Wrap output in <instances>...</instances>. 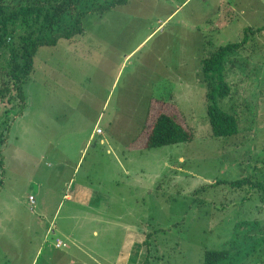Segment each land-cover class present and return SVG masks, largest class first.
I'll list each match as a JSON object with an SVG mask.
<instances>
[{"label": "rangeland", "instance_id": "374dc122", "mask_svg": "<svg viewBox=\"0 0 264 264\" xmlns=\"http://www.w3.org/2000/svg\"><path fill=\"white\" fill-rule=\"evenodd\" d=\"M76 1L84 32L38 50L24 105L0 99V264H264V31L227 60L238 135L213 136L201 65L264 26V0ZM160 113L192 141L147 148Z\"/></svg>", "mask_w": 264, "mask_h": 264}, {"label": "trees", "instance_id": "16d2710c", "mask_svg": "<svg viewBox=\"0 0 264 264\" xmlns=\"http://www.w3.org/2000/svg\"><path fill=\"white\" fill-rule=\"evenodd\" d=\"M128 2L129 0H113L111 4L100 6L94 12L104 15L116 7L127 5ZM77 5L76 0H34L27 5L12 6L0 0V50L10 53L7 77L11 84L6 83L0 90L1 100L15 93L17 100L24 105L26 101L24 85L34 72L38 50L42 47L56 46L61 39L69 40L84 32L83 21L89 13L78 11ZM69 17L74 21V28L62 26L65 22L70 23L67 20ZM263 31L264 26L256 30L249 29L242 42L220 46L209 57L201 60L202 81L206 87L208 122L215 138L227 139L238 135L239 132L235 116L217 105L218 100L231 95V87L225 75L227 60L245 48L249 42V34L255 36ZM192 138V134L172 116L160 113L154 119L147 148L158 149L188 143ZM0 165L3 166L2 159ZM247 181L242 179L227 183L242 188ZM222 183L218 182L217 185ZM147 243L145 242V246L149 245ZM229 257L228 251H209L206 252L204 264H221L229 260Z\"/></svg>", "mask_w": 264, "mask_h": 264}, {"label": "crops", "instance_id": "0c3cea01", "mask_svg": "<svg viewBox=\"0 0 264 264\" xmlns=\"http://www.w3.org/2000/svg\"><path fill=\"white\" fill-rule=\"evenodd\" d=\"M97 135V134H96ZM90 191H88L86 188H84V187H79V188H74V186L72 185V183L71 184H69V186H68V188H67V190H66V193H65V196H64V198H66V199H68L69 201H72L73 199H74V197H80V198H83V197H89L90 198V195L88 194ZM31 197H33V196H30V198ZM30 198H29V201H30ZM34 198V197H33ZM89 198L88 199H86L87 201H89ZM34 200H35V202H36V199L34 198ZM92 201H93V198H92ZM92 201H91V203H92ZM91 203L90 204H88V206H90L91 205ZM35 205V204H34ZM34 205H32L31 204V208H33L34 207ZM51 228H52V225L50 226V227H48V231H47V233L48 234H53L54 232H50V230H51ZM58 241H61V240H59V239H57L56 240V242H58ZM62 242V241H61ZM63 243V242H62ZM64 244V243H63Z\"/></svg>", "mask_w": 264, "mask_h": 264}, {"label": "built area", "instance_id": "2783aa9c", "mask_svg": "<svg viewBox=\"0 0 264 264\" xmlns=\"http://www.w3.org/2000/svg\"><path fill=\"white\" fill-rule=\"evenodd\" d=\"M96 133H97V135H101V134H102V131L98 129V130L96 131ZM30 203H31L32 205L35 204V200H34L33 197L30 198ZM57 243H58V244H57L56 247H57L58 249H60L61 247H64V246H63V243H62L61 241H58Z\"/></svg>", "mask_w": 264, "mask_h": 264}]
</instances>
